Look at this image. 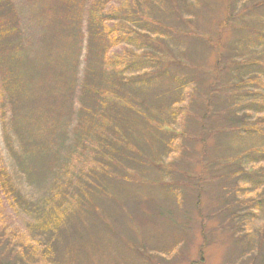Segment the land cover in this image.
<instances>
[{"label":"rangeland","instance_id":"obj_1","mask_svg":"<svg viewBox=\"0 0 264 264\" xmlns=\"http://www.w3.org/2000/svg\"><path fill=\"white\" fill-rule=\"evenodd\" d=\"M50 1L12 0L23 33L21 53L26 52L28 60L33 61L37 67L39 72L37 85L43 78L44 69L52 63L50 59L52 55L47 56L48 41L44 40L47 27L52 23L51 12L45 10L46 6L52 4ZM176 2L181 9L182 18L174 16L167 0L164 2L112 0L108 6V10L115 15L111 18V26L126 24L137 34L123 37L120 33L116 44L109 50L107 64L109 65L111 60L118 69H124L125 64L117 62L119 57L125 61L131 59L141 62L125 70L128 77L142 79L131 90H139L137 100L141 103L146 102L156 119L155 122L165 127L151 145H145L144 141L140 140L146 146L140 148L144 155L141 162L136 157L138 152L132 151L134 153L128 154L127 157L134 160L135 166L129 163L125 164L121 172L110 170L112 177L110 184L114 188L116 183L119 184L116 188L118 190H130L126 195L138 198L139 203L143 200L148 203L155 202L154 206L171 213H164L160 217V214L151 210L148 217L155 222L148 226V220L144 217L146 214L139 215L138 211L134 210L138 207L131 200L127 197L121 198L124 207L122 209L127 210V215L122 218L125 219L124 224L130 227L127 217L131 213L136 216L135 222L138 221L133 227L137 237V240H133L135 244H131V248L125 247L129 228H123L119 232L125 237L124 244L118 235L112 234V231L100 229L97 237L102 247L91 245L78 252L75 264H264V151H261L264 149V139L253 135L242 138L230 133L223 134L222 141H216L215 135H207L206 130L208 131L210 126L220 124L217 119L208 117L205 119V132L200 131L206 100L205 92L209 91L215 81L219 87L225 85L222 82L229 79V72L232 70H224V66H230V62L238 60L250 64L246 65L247 70L243 71L246 79L261 81L260 84L257 82L247 85L249 87L247 90L255 94L247 96L251 101L245 102L244 108L254 119H251L250 123L263 124L264 40L258 38L256 34L264 30V8L256 13L248 11L245 20L237 17L223 27L222 22L231 13L228 11V0H176ZM244 5V0L238 1L234 8L235 13ZM244 21H249L248 24H251L257 33L254 30L244 32L241 27L246 24H242ZM169 29L175 33L170 34ZM83 31L85 36L84 28ZM193 31L194 33H191ZM176 32L191 33L190 38L181 37ZM83 40L85 41L80 57L79 83L83 76L86 55V39ZM67 41L64 38L62 42L64 51ZM67 46L70 49V45ZM219 53L223 54L224 58L222 66L216 70ZM58 59L62 60L61 55ZM76 59L71 58L74 68L75 66L77 68ZM254 61H258L259 64H255ZM166 62L169 63L164 65ZM163 66L164 69H161ZM75 77L74 111L63 121L64 126L71 123L66 142L60 151L59 144H50L53 151L49 152L53 159L49 164L51 171L49 173L48 170L43 171L45 175L41 179L38 176L39 180L33 182L25 179L16 161L6 149L8 136L12 146L19 152V144L14 133L4 130L9 127L11 114L10 106L3 101L4 76L0 70V155L14 186L28 200L25 208L14 207L0 191V228L1 224L5 227L7 238L11 239L12 244L20 246L23 243L25 246L33 247L36 252L40 250L37 243L40 239H36L31 232L33 224L48 220L47 213L55 208L58 209L55 213L60 219L68 203L74 202L72 195L75 188L77 187V192L80 191L79 189L83 188L80 186L83 181L94 175L91 169L95 164L90 153L94 143H89L87 139L83 143H77L73 134L79 95L77 73ZM46 83L47 81L43 79V84L39 87ZM44 91H50V86L44 88ZM215 96L220 98L214 100L211 112L231 107L235 102L233 99L227 101L226 95ZM216 104L221 107H216ZM256 109L261 110L258 113ZM24 110L38 115L36 121L35 118L32 119L34 128H50L53 121L50 117L48 119L45 117L44 106ZM146 134L148 137L151 135ZM89 144H92V147H89ZM203 148L206 149V163L209 160L217 162L231 157L236 159V155L239 159L240 155L258 148L260 152L257 155L248 154L242 160L245 170L256 172L242 176L240 180L216 179L214 176L216 173L206 168L204 162L200 164ZM153 161L159 163V167H154ZM217 169L227 171V163ZM252 181L259 182L255 192L250 184ZM136 182H141L142 187L135 185ZM123 183L126 185L120 186ZM226 191H230L236 197V201L255 199L257 203L239 204L241 209L237 217L224 219L225 215L221 211L226 206H223L219 194ZM99 205L108 208L107 203L100 202ZM129 208H133L131 213ZM229 209H232V206ZM166 217L173 220V223H169ZM36 255L35 258L39 259V253ZM69 262L71 261H68V264Z\"/></svg>","mask_w":264,"mask_h":264},{"label":"trees","instance_id":"obj_2","mask_svg":"<svg viewBox=\"0 0 264 264\" xmlns=\"http://www.w3.org/2000/svg\"><path fill=\"white\" fill-rule=\"evenodd\" d=\"M51 1L52 4L46 6L45 10L51 12L52 23L47 27L44 40L48 41L47 56L52 55L50 57L52 63H49L44 69L43 78L37 85L38 69L33 61L28 60L29 57L26 52L21 53L23 50V33L16 8L12 0H0V70L4 76L2 80L3 101L10 106L11 114L9 127L4 130L14 133L19 144V152L12 146L8 136L6 149L28 181H38V176L41 179L45 175L43 171L48 170L47 173L51 171L49 164L53 159L49 153L50 150L52 151L50 144H59L58 150L60 151L66 142L71 123L69 122L64 126L63 121L69 116V113L72 114L74 111L75 74L77 73L78 112L76 110V124L73 134L77 143H83L85 139L89 143H94L93 147L92 144H89V147H92L90 153L95 164L91 169L94 175L83 181V184L80 185L83 188L79 189L80 191L77 192V187L75 188L72 195L75 203H68L65 213L60 219L55 213V210L58 209L55 208L47 213L48 220L33 224L31 232L36 239H40L37 241L38 247H40L38 252L33 247L25 246L23 243L20 246L12 244L11 239L7 238L5 227L1 224L0 264H53V262L68 264V261H71L69 264H75L78 252L91 245L97 248L102 247L101 241L97 237L100 229L107 232L112 231V234L118 235L124 244L125 237L121 236L119 232L123 228H129V241L127 240L125 247L131 248V244H135L133 240H137L133 227L138 221L135 222L136 216L131 215L133 208H129L131 214H128L127 218L130 227L124 224L125 219L122 220V218L127 215V210L122 209L124 207L121 198L127 197L131 200L138 207L134 210L138 211L139 215L141 213L146 214L144 217L148 220V226L155 222L148 217L150 212L154 211V213L160 214V217L164 213H171L166 209L154 206L155 202L148 203L143 200L139 203L138 198H130L126 195L130 190H118L116 188L119 184L116 183V188L110 184L112 179L110 172H121L125 168V164L129 165V163L135 166L134 160L127 157L128 154L134 152H138L136 157L141 162L144 155H142L140 148L146 147L145 145L148 144L151 145L153 140L165 129L164 126L162 127L155 122L156 119L146 102L141 103L137 100L136 96L139 90H131L142 79L135 76L128 77L125 70L141 62L131 59L125 61L119 57L117 62L120 61V64H125L124 69H118L111 60H109V65L107 64L109 50L111 46L116 44L118 35L122 33L123 37H131L137 33L126 24L110 25L111 18L115 16L108 10L112 0ZM238 1L241 0H228V11L231 13L222 22L223 27L237 17L245 20L248 11L256 13L264 8V0H244L245 5L239 9V12L235 13L234 8ZM167 2L171 6L170 11L173 12L174 16L182 18L178 2L176 0H167ZM249 21L242 22V24L246 23L241 26L244 32L254 30L257 33L255 28L248 24ZM83 28L86 33L85 36ZM169 33L175 32L169 29ZM191 33L176 32L177 35L187 39L190 38ZM258 34H256L257 37L264 40V30ZM64 38L68 40L66 44L70 45V49L66 45L65 51L62 49ZM84 38L86 39V55L84 72L79 83V64ZM60 55L62 60L58 59ZM71 58L76 59L77 68L76 66L74 68ZM223 58L224 55L219 53L215 65L216 70L222 66ZM243 62L242 60L232 61L230 66H224V70L233 71L229 72V79L222 82L225 85L219 87L215 81L211 84L209 91L205 92L206 100L203 105L204 114L201 118L200 131L203 133L206 130L205 119L207 117L217 119L220 126H210L208 131L206 130L207 135H215L216 141H222L223 136L230 133L242 138L253 135L263 137L261 140L264 139V121L260 125L250 123L253 118L245 112L246 109L244 108V103L251 101L247 96L255 94L247 90L249 88L247 85L250 86L257 82L260 84L261 81L246 79L243 71L245 72L247 70L246 65L250 64ZM167 63L169 62L164 65ZM254 63L259 64L258 61H254ZM176 65H180V63H176ZM161 69H164V66ZM6 72H8L7 75ZM43 79L47 83L43 87H39L43 84ZM48 86H50V91L43 92V89L48 88ZM218 89L225 90L218 91ZM215 94L226 95L227 101L233 99L235 102L231 104V107L211 112L214 100L220 98ZM40 106L46 108L45 117L47 119L50 117L53 121L50 128H34L32 119L35 118L36 121L38 115L24 110V108L34 110ZM261 106L263 105L261 104ZM216 107L220 108L221 105L216 104ZM256 108L258 107L256 106ZM256 110L259 113L261 109ZM158 111L160 112L161 108ZM146 133H150V137ZM140 140L144 141L145 145ZM50 141L52 142L50 143ZM203 150L200 164L202 165L204 162L206 168L216 173L214 175L216 179L230 181L233 178H238L240 180L243 178L242 176L256 172L245 170L242 160L248 154L250 156L257 155L260 152L258 148L240 155L239 159L236 155V159L231 157L228 160L220 159L217 162L216 160H209L208 163H206V149L203 148ZM97 163L98 166H96ZM226 163L227 171L217 169ZM158 164L152 162L154 167H159ZM41 170L42 172H40ZM258 183V181L250 183L254 192L258 189ZM199 184L202 183L199 182ZM125 185L126 183H123L120 186ZM135 185L142 187L143 184L136 182ZM0 191L14 207L25 208L28 205V200L14 186L11 176L3 165L1 155ZM219 199L222 200L223 206H226L221 212L224 213V219L227 220L237 217L238 211L241 209L239 208L240 205L257 203L255 199L236 201V197L230 191L220 193ZM100 202L107 203L108 208L100 207ZM230 206L232 209H229ZM227 212L230 214H226ZM166 220L173 223V220H169L167 217ZM144 222H142L143 225ZM38 253L39 259L35 258Z\"/></svg>","mask_w":264,"mask_h":264}]
</instances>
